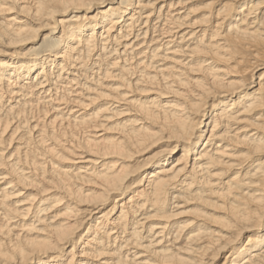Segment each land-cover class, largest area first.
I'll return each mask as SVG.
<instances>
[{"label":"bare ground","instance_id":"1","mask_svg":"<svg viewBox=\"0 0 264 264\" xmlns=\"http://www.w3.org/2000/svg\"><path fill=\"white\" fill-rule=\"evenodd\" d=\"M0 264H264V0H0Z\"/></svg>","mask_w":264,"mask_h":264}]
</instances>
